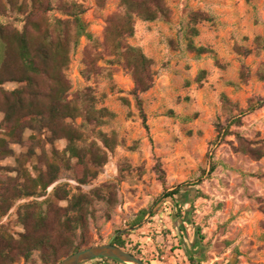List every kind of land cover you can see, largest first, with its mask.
I'll use <instances>...</instances> for the list:
<instances>
[{"label":"rangeland","instance_id":"rangeland-1","mask_svg":"<svg viewBox=\"0 0 264 264\" xmlns=\"http://www.w3.org/2000/svg\"><path fill=\"white\" fill-rule=\"evenodd\" d=\"M20 1L30 6L28 0ZM64 1L85 8L81 19L90 35L71 46L64 71L71 85L69 94L88 88L95 108L113 115L82 131L87 142L95 141L102 149L97 132L116 142L112 152L104 149L107 163L89 184L76 182L78 168L72 161L70 169H61L46 196L16 201L0 219V227L18 238L23 233L16 214L19 207L35 202L45 210L55 187L65 186L71 197L106 185L112 194L105 190L104 195L110 200H94V216L84 234L87 247L82 249L104 245L118 231L133 228L119 237L126 252L144 264H191L189 256L195 257L196 264H264V157L256 159L239 150V139L264 148V80L258 78L264 50L256 42L257 38L264 41V0L249 4L245 0H164L167 22L135 20L134 35L126 42L152 61L153 86L139 95L148 131L131 95V75L117 62L111 63L115 58L105 46L107 20L122 11L120 0H106L103 7L96 0ZM47 16L66 19L57 12ZM22 19L8 12L0 16V25L21 32ZM236 47L250 54L243 57ZM194 48L211 53L197 56ZM89 64L96 72L84 75ZM242 66L251 75L246 83L239 78ZM17 87L11 82L2 86L8 92ZM222 95L244 113L224 114ZM251 104H258L253 111L248 109ZM232 117L240 118V124H233ZM2 119L0 113V123ZM66 122L81 129L80 118ZM30 135L36 137V149L24 167L36 177V168L45 171L44 160L54 150L62 153L67 141L49 143L51 134L40 127L25 132L23 139ZM9 148L13 155L0 160V176L16 177L15 159L27 149L13 144ZM157 170L162 171L163 182ZM184 185L192 189L182 201L181 217L187 221L181 222L174 217L173 204L161 200L165 192ZM58 206L65 207L66 202ZM141 212L146 214L137 222ZM80 235L76 231L77 242ZM16 264L43 263L36 251L29 261ZM84 264L118 263L95 259Z\"/></svg>","mask_w":264,"mask_h":264},{"label":"trees","instance_id":"trees-1","mask_svg":"<svg viewBox=\"0 0 264 264\" xmlns=\"http://www.w3.org/2000/svg\"><path fill=\"white\" fill-rule=\"evenodd\" d=\"M0 0V16L11 12L23 18V31L8 29L0 25V113L3 119L0 123V160L13 155L10 144L19 145L27 149L26 154L19 155L17 176H0V219L5 217L19 200L46 196L47 189L58 181L62 168L70 169L71 162L75 161L78 168L76 182L87 185L98 175V170L107 163V151H113L115 138L109 139L101 131L97 138L102 149L95 141L87 142V136L82 128L98 126L104 123L105 117H112L106 109L95 108V97L90 89L78 91L70 96L71 85L65 75L69 65L71 46L76 47L82 37L89 38L87 25L81 17L85 8L75 2L64 0ZM106 0H96L99 7H103ZM253 0H245L247 4ZM122 11L109 17L105 28V46L115 58L114 62L127 71L134 82L131 95L139 112L143 127L148 131L146 117L142 109L139 95L147 92L153 86L151 74L152 61L147 59L139 48L127 44L126 40L134 35L135 20L155 22L168 21L169 10L164 0H120ZM48 12H57L66 19L48 17ZM201 20H210L202 17ZM198 22L197 19L194 21ZM31 29V30H29ZM261 43L264 50V41ZM197 56L211 53L205 48L192 49ZM237 54L247 57L250 51L236 47ZM96 72L93 64H89L87 73ZM251 75L245 66H242L239 78L246 83ZM258 78L264 80V64L260 67ZM16 83L18 87L5 91V83ZM221 108L224 114L233 115L238 111L236 105L230 103L228 98L221 96ZM128 105L126 99H122ZM249 105V111L257 108ZM81 119V129L66 121ZM233 124H240V118L234 119ZM40 127L51 134L50 142L65 139L67 145L62 153L53 151L51 157L44 160L46 168H36L38 174L32 177L25 169V164L34 156L36 137L30 135L25 141L27 131L35 132ZM219 129V133L221 132ZM241 153L260 159L264 157V148H253L251 143L239 139ZM53 144V143H52ZM1 170V169H0ZM213 168L211 169V171ZM159 179L163 182L161 170H157ZM191 186H177L163 194L162 201L173 204L174 217L186 222L181 217L182 203L187 200V192ZM112 194L109 187L103 185L93 189L90 193H78L70 197V193L63 187H55L47 197L46 209L39 203H27L18 209V221L23 226V233L13 238L6 229L0 227V264H16L23 260L29 261L34 252H39L43 264H58L62 259L87 247L84 234L87 232V221L93 218L92 205L94 200L109 201L104 195ZM197 197H200L197 191ZM184 200V201H183ZM107 201V202H108ZM183 201V202H182ZM59 202H66L65 207L58 206ZM161 204V203H160ZM159 203L156 205L159 206ZM155 207V208H156ZM146 212H141L137 222H141ZM153 215V213H152ZM81 231L80 241L77 242L76 231ZM114 246L126 251L122 237L114 239ZM133 256L134 253L128 251ZM97 260L112 261L113 259L100 258ZM189 262L196 264V259L189 256Z\"/></svg>","mask_w":264,"mask_h":264},{"label":"water","instance_id":"water-1","mask_svg":"<svg viewBox=\"0 0 264 264\" xmlns=\"http://www.w3.org/2000/svg\"><path fill=\"white\" fill-rule=\"evenodd\" d=\"M131 230H133V228L129 230L118 231L106 244L81 249L78 252L72 253L68 257L62 259L58 264H84L100 258L113 259L123 264H144L132 254L123 251L112 244L114 239Z\"/></svg>","mask_w":264,"mask_h":264}]
</instances>
